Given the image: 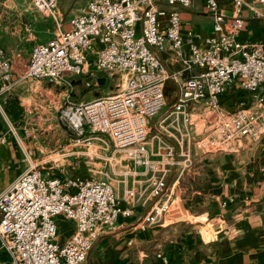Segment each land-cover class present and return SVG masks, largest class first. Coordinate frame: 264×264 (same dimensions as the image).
<instances>
[{"label": "built area", "instance_id": "built-area-1", "mask_svg": "<svg viewBox=\"0 0 264 264\" xmlns=\"http://www.w3.org/2000/svg\"><path fill=\"white\" fill-rule=\"evenodd\" d=\"M30 1L36 11L55 21L58 31L33 46L26 71L17 79L12 58L0 44V109L25 77L72 86L69 78L79 75L91 86L97 73L118 75L117 91L80 101L68 94L59 117L75 132L77 141L88 131L108 134L129 169L146 175L147 185L127 187L119 196L107 172L102 177L63 179L44 171L43 162L31 151L25 152L26 169L0 192V264H81L100 234L115 226L120 215H132L141 198H156L137 222L142 229L176 214L172 201L164 198L167 175L174 167L182 173L193 164V146L234 153L244 139L257 142L264 136V118L250 107L224 112L221 101L228 86L238 80L254 94L257 105L264 104V91L258 94L264 88V47L238 38L244 25L239 12L247 6L255 9L264 0H232V18L220 12L218 0H205L214 25L204 47L193 40V36L202 38L200 33L183 32L178 10L161 8L156 0H89L84 10L71 17L68 29L62 27L59 0ZM170 1L184 7L194 2ZM185 43L189 53L182 56ZM151 46L181 55L182 71L187 73L176 102L160 122L176 144L160 134L150 135V118L165 106L164 85L179 77L168 72ZM199 110L209 113L212 122L197 137L191 126ZM6 140L0 134V146ZM60 214L76 222L64 243L56 241ZM158 258V264H175L164 252Z\"/></svg>", "mask_w": 264, "mask_h": 264}, {"label": "crops", "instance_id": "crops-1", "mask_svg": "<svg viewBox=\"0 0 264 264\" xmlns=\"http://www.w3.org/2000/svg\"><path fill=\"white\" fill-rule=\"evenodd\" d=\"M63 1L59 0V6L63 11V26L68 29L71 17L84 10L89 0H81L82 3L79 0L76 10H69L70 6L67 5L70 1L75 4L78 0H67L65 4ZM156 3L168 11L178 10L183 32L191 30L200 33L202 38L193 36V40L205 46L204 38L213 34L214 25V16L207 10L205 0H194L188 7L170 0H156ZM218 3L220 12L226 18L234 16L232 0H218ZM33 9L32 5L22 8L8 0L0 1V44L12 58L16 79L26 71L30 61L32 42L27 46L26 42L30 39L47 41L57 34L55 21L48 15H44L45 18L36 15ZM239 13L244 19V25L238 38L264 47V4H257L255 9L244 7ZM14 16H18L21 22L19 27L22 31L19 33L11 31L12 27L9 26ZM163 20L166 21V17ZM43 30H47V33L41 34ZM151 49L168 72L176 73L179 77L166 81L165 106L158 115L150 118V135L160 134L166 141L176 144L175 139L160 128V122L176 102L180 81L187 76L182 71L181 57L189 53V45L184 44L182 56L155 46H151ZM90 58L95 60L94 55H90ZM104 74L100 72L94 78L88 77L92 79L91 86L86 85V77L79 75L69 78L72 86L33 77H25L15 84L12 95L0 109V134L7 137L6 142L0 146V192L7 189L26 169L25 152L31 151L33 157L42 158L46 162L45 157L39 155L47 150L42 145V136H29L25 131L27 122L35 118L53 120L59 111L57 106L64 103L68 94L78 101L103 95L102 86L107 82ZM82 81L86 86L76 98L75 94L79 93ZM263 91L264 88L260 89L258 94ZM221 101L224 112L250 107L264 118V104L257 105L254 94L245 90L238 80L228 86L221 95ZM201 112H195V122L191 126L193 135L197 137L204 134L212 122L209 113ZM192 154L193 164L184 172L181 173L175 167L170 170L164 196L173 205H179L175 206L176 215L181 212V207L194 219H176L175 214H172L163 223L140 228L138 220L151 209L156 200L147 195L136 202L132 215H120L115 226L100 234L81 264H158L159 252L173 255L172 262L175 264H264V136L257 142L244 139L239 150L234 153L208 152L194 146ZM99 165V169L109 168L107 164ZM124 168L130 176L120 174L112 182L119 196L123 195L127 187L147 185L146 175L133 172L128 165ZM44 171L63 179L88 176L84 175V170H72L71 175H61L53 170V166L48 165L44 166ZM56 222V241L64 243L75 231L76 222L64 214L57 215ZM210 224L215 233L203 232L202 229H208ZM1 258L6 261L9 259L4 253H1Z\"/></svg>", "mask_w": 264, "mask_h": 264}, {"label": "rangeland", "instance_id": "rangeland-1", "mask_svg": "<svg viewBox=\"0 0 264 264\" xmlns=\"http://www.w3.org/2000/svg\"><path fill=\"white\" fill-rule=\"evenodd\" d=\"M8 1L15 3L17 6H20L22 8H27L32 5H30V0ZM66 2L67 0L63 1V4H65ZM72 3L73 2L70 1L67 5L70 6L69 10H72V8L76 10L77 7H79V4L82 3V1L80 0L79 3L78 0V2H76L75 4ZM33 10V13H35L36 15L43 16L45 18V14L41 13L40 11H36L35 9ZM15 11L19 12V9H16ZM61 12L63 14L62 9ZM14 17L15 18L11 20L12 24H9V26L11 25L12 27L11 31L19 33L22 31L19 27L21 25V22L18 19V16ZM63 25L64 24L62 22V27L64 28ZM47 27L48 26L46 25V28ZM54 29H57L58 31L57 25ZM26 31L29 32V30ZM40 33L45 34L47 33V30L40 31ZM36 41L30 39L26 42V46L27 44H29V42H32L33 48L36 43L40 42V40ZM103 77H105V80H107V82L106 84H104V86H102V93L106 94L109 92L117 91L118 87L116 86V80L118 78V75H111L105 73ZM85 86L86 85L84 81L80 82L79 93L75 94L76 98L78 94H80L81 89H83V87ZM62 103L63 102L59 103V105L57 106L58 110L60 109V104ZM56 114L57 116L53 117V120L48 119L47 121H44V119L42 118H35L34 120L27 122L28 126L25 128V131L26 129H30L29 132L26 131L29 136H32L34 134H41L42 136V145L47 149L43 153H39L41 157H45L46 162H43L42 158L39 159L43 162V166H53V170L58 171V173L61 175H71L73 174L72 170H84L86 172L84 173V175L102 177L107 172L112 182L120 174H123V176L124 174L125 176H130V174H126L123 172V170L125 169L124 166L127 165V161L124 159L122 160L124 155L118 150H116V147L108 134L93 133L88 131L85 137L81 138L80 141H77L75 132L68 128V126L59 119V111H57ZM88 137H92L90 143H88L87 141ZM99 164H107L109 168L99 169ZM89 168H92V170L90 169L89 171ZM126 170L127 169H125L124 171ZM164 198L167 197L164 196ZM176 205L179 206L177 203H174L173 207L175 208ZM180 211L181 212H179L177 215H174V218L194 219L193 217L191 218V216H189V214L181 207ZM202 230L203 232L211 231L210 234L215 233L211 224L208 226V229L203 228ZM210 234L209 236H211Z\"/></svg>", "mask_w": 264, "mask_h": 264}, {"label": "trees", "instance_id": "trees-1", "mask_svg": "<svg viewBox=\"0 0 264 264\" xmlns=\"http://www.w3.org/2000/svg\"><path fill=\"white\" fill-rule=\"evenodd\" d=\"M167 255H168V254H167ZM168 256H169L170 260L173 261V258H172L173 255H172V256H171V255H168Z\"/></svg>", "mask_w": 264, "mask_h": 264}]
</instances>
